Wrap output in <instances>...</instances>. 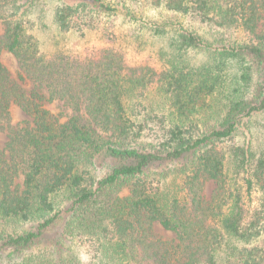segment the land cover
Instances as JSON below:
<instances>
[{"label":"trees","instance_id":"1","mask_svg":"<svg viewBox=\"0 0 264 264\" xmlns=\"http://www.w3.org/2000/svg\"><path fill=\"white\" fill-rule=\"evenodd\" d=\"M49 9L104 46L45 51ZM0 23V264H264V0H0Z\"/></svg>","mask_w":264,"mask_h":264},{"label":"rangeland","instance_id":"2","mask_svg":"<svg viewBox=\"0 0 264 264\" xmlns=\"http://www.w3.org/2000/svg\"><path fill=\"white\" fill-rule=\"evenodd\" d=\"M52 6V5H51ZM51 9V8H50ZM46 13L44 18L40 20L38 28H37V34L41 38L42 41V47L45 51L50 52L53 51L55 48L66 50L68 52L76 53L81 51H86L84 49H91V48H100L104 46V43L102 42V39L100 38L99 32H89L84 36H81L73 31L67 32V33H59L55 28L54 22H52V14L50 12ZM141 12L140 15H144L145 18H151L154 19L156 17V12L153 10L148 9V7L141 6L140 9ZM162 19V18H159ZM116 27L115 32L118 34V36L121 38L119 39L122 44H129L128 48V59L132 62L136 59L135 56L132 55L133 53V45L135 44V41H138L137 38L133 35L132 31L134 29V26L136 25L134 22L126 21L124 18L119 16L116 20ZM43 23L47 24L48 26H44ZM3 25L0 23V33L3 31ZM127 33V34H126ZM130 33V34H128ZM171 36L170 34L166 35L164 38H156L157 46L161 48L163 45H166L167 40ZM152 41V39L150 40ZM157 47V48H158ZM204 56V53L198 52V51H191L188 54V57L190 59L194 57L197 60L202 59ZM150 58L146 57L144 53L139 54V63L141 61H149ZM0 64L5 67L11 77L13 79H17L18 73L20 72L19 65L14 58L12 54H10L7 51H2L0 53ZM26 88H31L32 84L29 81H26ZM50 112L52 115L56 118H58L60 121H62L64 118H66L69 113L70 109L63 104L61 100H56L53 104L49 106ZM10 114H11V122L12 124H16L17 122H21L27 118V115L25 112H23L17 105L13 104L10 107ZM237 142L241 143L243 141V135H239L236 137ZM7 140L6 132L0 133V148L2 149L5 145V142ZM163 168H168L169 166L163 165ZM160 166V169H162ZM179 178V176H177ZM167 182H170V178H166ZM17 183H20V178L16 180ZM214 188V183L211 181H208L204 188V194L206 197H208ZM256 204L255 201H252L249 203V207L252 208ZM153 232L161 237L164 240L172 241L173 234L165 229H163L159 224L154 223L153 225ZM79 255L80 258L83 260H87V255L83 249H79Z\"/></svg>","mask_w":264,"mask_h":264}]
</instances>
